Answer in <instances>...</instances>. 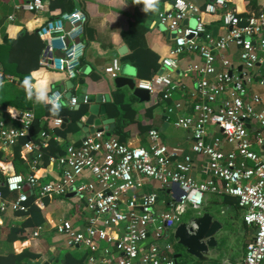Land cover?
I'll list each match as a JSON object with an SVG mask.
<instances>
[{"label": "built area", "instance_id": "built-area-1", "mask_svg": "<svg viewBox=\"0 0 264 264\" xmlns=\"http://www.w3.org/2000/svg\"><path fill=\"white\" fill-rule=\"evenodd\" d=\"M228 2L207 0L197 6L185 0H169V7L157 13L156 21L174 31L175 38L160 59L162 68L149 78L134 82L135 87L149 94L160 90L161 98L169 97L174 89L171 72L177 66L178 56L194 53L201 57L202 65L191 63L185 69L195 76L196 82L187 93L191 113H178L171 123L189 130V152L202 159L205 179L189 175L193 161L190 154H183L180 162H174L172 157L178 149L160 143L154 128L146 132L145 147L120 142L103 130L94 131L78 146L68 144L61 154L46 155V162L56 166L60 173L54 181L39 183L35 172H14L11 160L1 159L0 185L15 196L10 199L0 194V214L25 213L28 194L33 195L32 203L41 207L43 196L71 193L80 198L76 206L88 212L84 227L75 230L64 219L53 228L66 247L84 249L79 264H175L173 245L165 240V232L181 221L186 209H200L206 195L226 194L235 198L243 211L242 222L253 230L236 264H264V108L253 110L244 97V85L253 78L254 65L264 59V10L242 14L229 7ZM21 7L36 12L42 10L43 3L27 0ZM217 13L225 31L213 35L205 28L202 16ZM187 19L192 22L183 25L181 21ZM85 21L81 10L72 9L40 24L35 29L43 41L39 65L62 71L69 79L74 77L82 50L78 38ZM229 44L236 46L242 67L235 72L228 70L229 60L222 54ZM103 70L114 78L117 60L113 58ZM12 79L0 71V84ZM257 82L264 88V72ZM61 98L62 92L53 89L45 102L53 108L57 101L61 106ZM251 100L257 102L259 97L253 95ZM68 103L74 105L75 97H70ZM174 110L181 111L177 101L166 108L167 112ZM5 113L20 127L0 118V149L14 146L33 119L30 110L7 108ZM61 122V118L55 117L51 124L59 126ZM250 123L258 129L251 132L247 126ZM211 124L220 130L221 140L211 139L207 129ZM38 137L28 136L18 151L32 170L42 160L48 134L40 130ZM221 141L231 148L223 152ZM84 173L90 178L82 179ZM147 179L166 189V203L162 202L166 207L156 208L158 199L153 192L135 194V189ZM39 229L37 226L31 236H36ZM161 243L164 245L157 249L156 245Z\"/></svg>", "mask_w": 264, "mask_h": 264}, {"label": "crops", "instance_id": "crops-1", "mask_svg": "<svg viewBox=\"0 0 264 264\" xmlns=\"http://www.w3.org/2000/svg\"><path fill=\"white\" fill-rule=\"evenodd\" d=\"M25 1L27 0H0V71L13 78L9 82L6 81L0 84V115L3 114L1 118L8 122L4 115L7 108L30 110L33 113L32 109L35 102H30L32 109H22L19 106L12 105L10 101H15L16 97L28 93V91H32L35 95L34 86L38 83L45 85L44 95L46 91L53 89L62 92L60 108H81L83 110L81 113L83 118L86 116V101H82L75 107V104L69 105V98L76 97L78 93H83L85 100L89 96L92 98L96 93L107 94L108 100H104L102 96L99 104L104 105L107 117L112 118L113 127L110 131V137H114L126 144L145 147L148 144L146 132L148 129L154 128L159 134L160 143L167 147H176L178 149V154L172 157L174 162H180L183 154H190L193 157V154L189 152V130L175 127L171 121L178 113H191V103L187 93L196 86V82L195 76L187 74L185 69L187 64L191 63L202 65L203 60L199 55L194 53L180 54L177 58L176 68L172 72L170 71L174 86L171 95L161 98V91L156 90L149 94L147 101H139L127 86L115 87L112 83L113 78L103 70L115 58L118 62L116 75L129 76L136 82L138 79L146 78L144 76L139 77V73L151 76L162 68L160 59L172 45V39L167 35V30L164 26L156 21V16L158 12L169 7V0H160L159 10L155 12L152 10L142 11L144 5L142 3L134 4L133 0H41L43 3L42 10L33 12L26 11L21 7ZM185 1L202 6L207 0ZM228 6L242 14L257 12L264 10V0H229ZM72 9H79L86 16L82 33L78 38L82 43V50L74 77L69 79L64 72L53 68H38L34 73L33 71L30 73L34 83L29 84L31 88L28 89L18 83L19 77L14 72L17 71L16 69L10 67L11 72L3 70V62L7 63L6 60H8L6 59L8 42L23 37L25 38L24 40H17L15 47L18 48L19 52L12 57L13 65L18 67L26 65L32 68L36 64L37 67H40L38 63L40 50L39 43L35 37V29L45 20L57 16L59 12ZM219 17V13L213 15L203 14L202 16L205 28L213 35L221 34L225 31ZM191 22V19L181 21L183 25H189ZM120 46L124 47L118 53L117 50ZM24 54L25 58L23 57ZM222 54L229 60V71L235 72L242 68L238 59L237 48L234 44H229ZM126 56H131V58L127 59ZM121 64L127 66V73L119 70ZM262 72H264V59L254 65L251 72L253 73V78L244 85L245 102L249 103L255 111H260L264 108V88L257 82V78ZM68 80L71 81V84ZM68 92L70 93L69 97L66 96ZM253 95L259 97L257 102L251 100ZM115 98L118 102L112 105ZM175 101L181 104V111L167 112L166 108L172 106ZM39 122L40 124L43 123L44 119ZM66 123L62 127H65ZM247 126L251 132L258 129L254 123L247 124ZM207 129L211 139L213 137L222 139L217 126L211 124ZM39 131L29 136L32 139L39 138ZM83 136L84 132L74 124L64 137L48 134L45 140V148L48 147L49 140L51 141L52 139L63 151L68 144L78 146ZM230 148V145L221 141L223 152L228 151ZM256 149L262 152L260 148L257 147ZM0 150L2 151L0 160L10 159L14 172L23 175L35 172L39 183L54 181L60 174L56 166L47 162L42 165L41 161L32 170L28 161L23 160L25 168L22 169L23 171H17L11 158L12 147ZM262 154L264 155V151ZM201 163L202 159L200 157H193L189 171V175L198 180H203L207 176L200 165ZM81 178L85 180L89 179L90 176L88 173H84ZM149 192L157 195V209L166 207V189L161 187L158 182L147 179L143 181L140 187L135 189L136 195ZM208 196L214 198L211 201V210L213 206V209L219 210L224 214L229 213L233 208L243 212L236 205L235 198L230 195L220 193L206 195L203 204ZM79 201L80 198L78 196L71 195L47 196L46 200L41 198V207L33 203L42 213L44 220L40 224L34 223L28 209L25 213H12L9 211L1 213L0 255L10 252L19 253L23 249H27L30 253L38 256L27 259V262L38 260L40 262L48 261L49 264H64L66 262L65 255H67L69 261L71 260L70 262L74 263L78 259L80 261L77 264H79L83 259L84 249L66 247L62 237L53 228L54 224L64 219L68 220L75 230H81L84 227L85 217L88 212L76 206ZM207 212L210 213L208 210ZM210 214L217 219L213 213ZM241 224L244 227L247 243L252 237L253 230L251 227H247L242 222V219ZM37 226L40 227L37 235L31 236V232ZM12 227L16 229L9 235V229ZM171 230L165 232V240L171 241L173 245L175 241L172 238ZM219 242L216 234V249L219 251V255L210 259L206 264H236L240 260L244 249L239 256L231 258L228 254H224L221 251ZM172 251L173 255L179 254L175 257V264H205V262L198 261L190 255L181 254L184 253L182 246L175 250L173 245Z\"/></svg>", "mask_w": 264, "mask_h": 264}, {"label": "trees", "instance_id": "trees-1", "mask_svg": "<svg viewBox=\"0 0 264 264\" xmlns=\"http://www.w3.org/2000/svg\"><path fill=\"white\" fill-rule=\"evenodd\" d=\"M36 35V33H35ZM37 38V41L39 43V50L41 52L42 48H43V41L41 39H39L37 37V35L35 36ZM25 38H17L16 40H10V42H8V45L6 46V62H3V70L7 71V72H11L10 71V67L16 69L17 71H14L15 74L19 77L18 83L21 85H24V80L26 77L29 78V84H33L34 83V79L31 77L30 73L33 71V73L38 69V68H42L44 69L43 66H36V64H34V67H27L26 65H23L22 67H18L17 65H13L12 63V57L13 55H16L18 51V48L15 47L17 42L20 40H24ZM18 40V41H17ZM25 48V46H24ZM24 53V52H23ZM23 57L25 58V54L23 55ZM127 59H130L131 56H126ZM139 77L144 76L146 78L150 77V75H142V74H138ZM50 90L46 91L45 93V97L46 95L49 93ZM35 95L33 94L32 97L30 98L28 93L23 94L21 96L16 97L15 101H10V103L12 105L15 106H19L22 109H30L32 107V105H30V102H35V105L32 109L33 111V119L31 120L29 126L27 127L26 130V134H23L20 136V138L17 140L16 144H14V146H12V150H11V158H12V162L13 165L15 167V169L18 171H23L22 169L25 168V166L23 165V160L19 157V146L20 144L28 138L29 135L34 134L35 132H38L39 130H43L45 132H47L48 134H54V135H58V136H65V134L70 130V127L73 126L74 124H76V122L78 121V118L81 116L82 113V109L81 108H76L73 109L72 107H67V108H63L61 109L59 107V111L56 112L53 110L52 107H50L46 102L45 99L42 102H38L35 99ZM118 102V100L115 98V100L112 102V105L116 104ZM6 119H8V122L13 124L15 127H20V124L16 121L10 120L7 116L6 113H4ZM3 117V114L0 115V118ZM52 117V118H51ZM55 117H59L61 118V120L65 119L67 122L65 127H60L59 126H53L51 124V121L53 118ZM3 119V118H1ZM44 119V122L40 124V120ZM49 122V123H48ZM120 126V125H119ZM63 151L60 150V146L55 142V141H51L49 140V145L48 147H46L44 149V155L42 157V165L46 164V155L47 153L49 154H61ZM2 155V151L0 150V158ZM0 181H1V175H0ZM42 183V182H40ZM0 194L4 197H8L10 199H13L15 196L14 192H9L7 191L2 185H0ZM47 196H43V199L46 200ZM33 200V195L32 194H28L26 203L28 205V211L30 212V217L31 219L34 221L35 224H40L43 222V216L41 211L32 203ZM14 229L16 228H10L9 229V235H11L14 231ZM10 238V236H9ZM179 247H181L179 245ZM183 252L181 254L184 255H188L187 253H185L184 248H183ZM33 257H38L32 253H30L27 249H23L22 251H20L19 253H7L5 255H0V264H29L26 260L27 259H32ZM66 257V262L64 264H77L80 260H75L74 263L69 261V257L67 255H65Z\"/></svg>", "mask_w": 264, "mask_h": 264}, {"label": "water", "instance_id": "water-1", "mask_svg": "<svg viewBox=\"0 0 264 264\" xmlns=\"http://www.w3.org/2000/svg\"><path fill=\"white\" fill-rule=\"evenodd\" d=\"M167 35L173 39L175 38V32L167 30ZM124 46H120L117 52H121ZM59 55V54H58ZM127 66L121 64L119 70L123 73H127ZM71 84V81L68 80ZM112 83L115 87L127 86L132 94L138 98L139 101H147L149 99V93L146 90L137 88L134 86V81L131 77L126 75H116L112 79ZM67 97L70 96L68 92ZM108 100L107 94L96 93L92 98H86V116L82 115L78 118L76 125L84 132L83 138L94 131H104V134L109 136L113 127L112 118L107 117L105 107L103 104H99L101 98ZM84 94L78 93L75 97V107H77L83 100ZM65 119L62 120L60 127L65 123ZM82 138V139H83ZM72 195L67 193L65 196ZM222 224L214 218L209 212L202 211L200 214L190 216L187 219L178 222L171 230L172 238L176 244L181 245L184 251L201 262H208L210 259L219 255V251L216 249V234L221 230ZM164 243L156 245L157 249H160ZM179 254L173 255L177 257ZM29 264H49L48 261H28Z\"/></svg>", "mask_w": 264, "mask_h": 264}, {"label": "rangeland", "instance_id": "rangeland-1", "mask_svg": "<svg viewBox=\"0 0 264 264\" xmlns=\"http://www.w3.org/2000/svg\"><path fill=\"white\" fill-rule=\"evenodd\" d=\"M213 200L214 198L208 196L200 209H186L181 216V220L200 214L202 211H210V213H213L222 224L221 230L217 233V239L220 241L219 248L224 254H228L231 258L239 256L247 241L244 227L241 224L242 212L233 208L229 213L224 214L219 210L213 209V206L211 210V201ZM173 245L175 250L179 248V244L173 243Z\"/></svg>", "mask_w": 264, "mask_h": 264}, {"label": "clouds", "instance_id": "clouds-1", "mask_svg": "<svg viewBox=\"0 0 264 264\" xmlns=\"http://www.w3.org/2000/svg\"><path fill=\"white\" fill-rule=\"evenodd\" d=\"M133 3L134 4L142 3L144 5V8L142 9V11L147 12L148 10H152L153 12H155V11L159 10L160 0H133ZM0 83H2V82H0ZM23 83H24V86L27 88V86L29 85V78L26 77ZM34 87H35L36 100L38 102L44 101V99H45V95H44L45 85L38 83ZM28 95L31 98L32 95H33V92L32 91H28ZM59 107H60V105H59V102L57 101L53 105V110L58 112L59 111Z\"/></svg>", "mask_w": 264, "mask_h": 264}]
</instances>
